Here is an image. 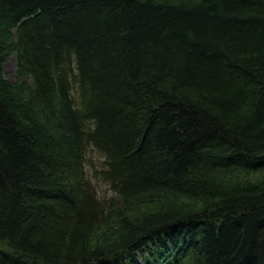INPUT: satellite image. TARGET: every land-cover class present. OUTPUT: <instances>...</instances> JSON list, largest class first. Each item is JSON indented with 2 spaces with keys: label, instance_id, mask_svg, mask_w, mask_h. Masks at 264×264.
<instances>
[{
  "label": "trees",
  "instance_id": "1",
  "mask_svg": "<svg viewBox=\"0 0 264 264\" xmlns=\"http://www.w3.org/2000/svg\"><path fill=\"white\" fill-rule=\"evenodd\" d=\"M0 264H264V0H0Z\"/></svg>",
  "mask_w": 264,
  "mask_h": 264
},
{
  "label": "rangeland",
  "instance_id": "2",
  "mask_svg": "<svg viewBox=\"0 0 264 264\" xmlns=\"http://www.w3.org/2000/svg\"><path fill=\"white\" fill-rule=\"evenodd\" d=\"M3 74L4 76L10 80L13 81L16 78V57H15V53H11L9 54L8 58L3 62ZM86 156V161H93V165L94 168H96L98 166L97 164V160L100 161L101 156H99L95 151H91V150H87V152L85 153ZM91 171H93V169ZM88 172H90L89 169H87ZM89 176V173H88ZM92 181L93 183L96 185L98 194L104 197H109V196H113L116 199H120L119 196L114 193L107 185L106 183H104L102 180H99L97 178H93L92 177ZM141 210H144L141 209ZM140 210V211H141Z\"/></svg>",
  "mask_w": 264,
  "mask_h": 264
}]
</instances>
